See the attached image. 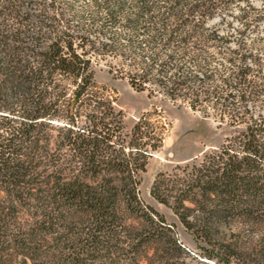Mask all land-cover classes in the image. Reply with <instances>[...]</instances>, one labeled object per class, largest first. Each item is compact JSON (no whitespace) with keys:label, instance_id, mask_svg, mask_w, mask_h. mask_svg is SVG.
Wrapping results in <instances>:
<instances>
[{"label":"trees","instance_id":"16d2710c","mask_svg":"<svg viewBox=\"0 0 264 264\" xmlns=\"http://www.w3.org/2000/svg\"><path fill=\"white\" fill-rule=\"evenodd\" d=\"M75 1L0 0V264H264V114L248 108L264 102V61L261 40H246L264 9L246 1L235 40L211 21L236 0H88L83 12ZM109 56L136 90L204 116L212 105L233 128L151 189L206 253H183L175 225L140 196L164 136L146 114L124 133L97 79ZM242 224L258 239L225 232Z\"/></svg>","mask_w":264,"mask_h":264},{"label":"rangeland","instance_id":"374dc122","mask_svg":"<svg viewBox=\"0 0 264 264\" xmlns=\"http://www.w3.org/2000/svg\"><path fill=\"white\" fill-rule=\"evenodd\" d=\"M246 1H250L258 9H264V0H236L231 8L218 13L211 23H220L221 32L231 34L233 39L237 40V31L240 27L238 13L240 8L247 3ZM75 2L77 10L82 12L88 6V0H76ZM82 20L88 24V21H90L89 14L85 12ZM78 21L79 17H75L74 23L78 24ZM118 32L121 31L118 30ZM106 36L107 38L109 37V32L103 34L104 38ZM246 37L251 46L255 45L253 42L257 39L261 40L260 44H256L257 48L255 47V49L262 51V59L264 61V20L259 22L256 27L249 28ZM232 46L236 47L237 44L233 42ZM107 61L117 64L119 59L109 56L107 60H101L98 65L97 79L100 84L107 85L109 93L117 98L119 107L125 114L124 133H130L138 118L146 114L152 125L164 136L160 147L153 150L149 156L146 171L142 173L143 180L140 185L142 200L145 204L164 215L170 224L175 225L173 229H175L178 242L185 248L183 253H206L204 249H212L211 246L186 230L172 208L158 201L152 195L151 189L160 172L169 173L175 170L177 165L192 164L200 158L204 151L223 143L228 134L233 132V128L219 126L218 109L213 108L212 105L208 116H204L202 112L194 111L189 106H179L180 100L174 103L169 99H165L161 94L150 96L148 91L136 90L127 78L119 75L114 76V73L109 71V62ZM225 64L226 62L221 59L214 63L213 66L222 69ZM185 67L202 76L200 68L195 64L188 62ZM248 108L255 116L264 114L263 101L249 102ZM116 148L119 149V146L116 145ZM129 151V149H126L127 153ZM248 228V225L242 224L233 228H226L225 232L229 236L234 232H239L241 242L248 245L250 241L258 239V235L252 234ZM202 259L207 264H220L216 260ZM230 264L236 263L232 262Z\"/></svg>","mask_w":264,"mask_h":264}]
</instances>
